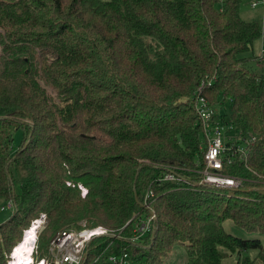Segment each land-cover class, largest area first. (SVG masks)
Masks as SVG:
<instances>
[{"label":"trees","instance_id":"1","mask_svg":"<svg viewBox=\"0 0 264 264\" xmlns=\"http://www.w3.org/2000/svg\"><path fill=\"white\" fill-rule=\"evenodd\" d=\"M241 3L0 0V198L13 204L0 264L43 215L37 261L86 222L109 235L88 244L82 264L123 254L166 264L175 244L186 250L181 264H221L223 248L237 264H264L259 238L224 227L264 234V72L241 57L263 33ZM197 95L227 105L248 146L249 168L225 166L242 179L237 189L193 185L204 155ZM170 172L188 182L159 181ZM150 192L157 218L134 240Z\"/></svg>","mask_w":264,"mask_h":264},{"label":"built area","instance_id":"2","mask_svg":"<svg viewBox=\"0 0 264 264\" xmlns=\"http://www.w3.org/2000/svg\"><path fill=\"white\" fill-rule=\"evenodd\" d=\"M251 7H262L264 10V0H251ZM260 59L264 61L263 44L260 51ZM195 98V110L203 132L201 148L204 150V155L203 165L200 164L202 168L197 170L201 179L199 182L193 183V185H208L222 190L237 189L241 185L242 179L225 174V166L233 165L235 160L240 159V161L249 168L247 163L249 157L248 146L245 143H242L240 133L237 136L231 134L233 128L227 127V122L221 117V115L217 114L215 107L211 106L204 96L197 95ZM159 181L176 183L188 182L174 172L167 173L160 178ZM81 189L84 196L87 193V190L83 187H81ZM153 197L154 195L152 192L146 197L145 208L148 209L149 213L136 224V236L134 237V240L153 228V222L157 218L156 212L151 207ZM7 205L13 208L12 202H9ZM2 210H4V208H2ZM39 221L42 222V227L46 222V216L43 215L41 219L32 223L31 227L24 232L23 240L26 233L36 222ZM40 229H38V232ZM39 234L40 233H38V235ZM38 235L30 253V256L32 257L30 264H82L84 258H86V248L88 244L96 237L109 235V231L103 227H88L86 222H83L79 229H70L59 233L50 242V257L37 261L34 258V252ZM16 248H14L10 255V260L7 264H11L15 260L13 253ZM127 257V254L111 256L110 261L113 264H128Z\"/></svg>","mask_w":264,"mask_h":264},{"label":"rangeland","instance_id":"3","mask_svg":"<svg viewBox=\"0 0 264 264\" xmlns=\"http://www.w3.org/2000/svg\"><path fill=\"white\" fill-rule=\"evenodd\" d=\"M107 1V0H104ZM240 14L241 17L246 21H257L261 25L263 35L254 42L251 50L242 54L241 57L248 59V68L257 73L261 74L264 72V61L260 59V51L262 44L264 46V10L262 7L252 8L251 0H242L240 6ZM215 110L217 114L224 116L225 121L227 122V127H232L233 130L231 134L237 136L239 134V130L232 126L230 121V111L227 105L225 104H217L215 106ZM21 132H17L14 134V146L17 148L21 141ZM4 208V210H2ZM13 213V208L7 205V202L0 198V223L5 222L10 218ZM46 226V225H45ZM225 229L236 236L242 238H259L264 246V234L259 231L249 232L245 229L239 228L233 224L232 221L228 220L224 224ZM45 228V227H44ZM227 255L222 260L221 264H237V254L231 253L228 249H221ZM173 253L166 261V264H181L183 259L186 257V250L180 244H175L173 248ZM257 251L252 250L249 252V256L254 258L257 255Z\"/></svg>","mask_w":264,"mask_h":264},{"label":"bare ground","instance_id":"4","mask_svg":"<svg viewBox=\"0 0 264 264\" xmlns=\"http://www.w3.org/2000/svg\"><path fill=\"white\" fill-rule=\"evenodd\" d=\"M42 222H36L32 228L26 233L22 242L17 245L13 253L15 260L11 264H30L32 247L34 241L38 235V229H40Z\"/></svg>","mask_w":264,"mask_h":264},{"label":"water","instance_id":"5","mask_svg":"<svg viewBox=\"0 0 264 264\" xmlns=\"http://www.w3.org/2000/svg\"><path fill=\"white\" fill-rule=\"evenodd\" d=\"M46 222H47V220H46ZM46 222H45L44 225L41 227V229L39 230L38 233H40V232L44 229V227H45V225H46Z\"/></svg>","mask_w":264,"mask_h":264},{"label":"clouds","instance_id":"6","mask_svg":"<svg viewBox=\"0 0 264 264\" xmlns=\"http://www.w3.org/2000/svg\"><path fill=\"white\" fill-rule=\"evenodd\" d=\"M31 259H32V257H31Z\"/></svg>","mask_w":264,"mask_h":264}]
</instances>
